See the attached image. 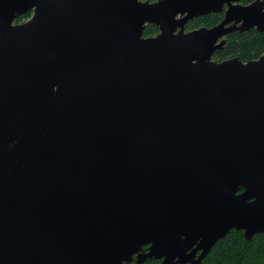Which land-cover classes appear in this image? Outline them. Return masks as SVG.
Returning a JSON list of instances; mask_svg holds the SVG:
<instances>
[{"label":"water","instance_id":"obj_1","mask_svg":"<svg viewBox=\"0 0 264 264\" xmlns=\"http://www.w3.org/2000/svg\"><path fill=\"white\" fill-rule=\"evenodd\" d=\"M252 28L264 0H0V264H201L264 234V53L212 59Z\"/></svg>","mask_w":264,"mask_h":264},{"label":"trees","instance_id":"obj_2","mask_svg":"<svg viewBox=\"0 0 264 264\" xmlns=\"http://www.w3.org/2000/svg\"><path fill=\"white\" fill-rule=\"evenodd\" d=\"M20 18L21 16L16 22H19ZM217 18L218 15L215 14L198 17L192 21L194 25L192 29L201 26L211 28L220 19ZM157 33L158 28L149 25L144 29L143 36L151 37ZM225 42L224 46L214 53L212 57L214 61L220 62L233 57L239 58L242 62L253 61L264 53V30L233 32L227 35ZM201 264H264V234H255L250 240H246L242 231L231 230L216 242Z\"/></svg>","mask_w":264,"mask_h":264},{"label":"flooded vegetation","instance_id":"obj_3","mask_svg":"<svg viewBox=\"0 0 264 264\" xmlns=\"http://www.w3.org/2000/svg\"><path fill=\"white\" fill-rule=\"evenodd\" d=\"M241 4L242 5H247V4H249L248 2H245V1H241ZM226 8L227 7H223L222 8V10L220 11V12H218V13H210V14H215V15H218V18L220 17V19L217 21V23L214 25V26H216L217 24H219L223 19H224V12H225V10H226ZM25 15V16H24ZM32 16V11H29V12H26L25 14H23V15H21V20L19 21V22H16L17 21V19H18V17L14 20V23L15 24H22V23H25L30 17ZM202 16H206V15H202ZM202 16H200V17H202ZM217 18V19H218ZM197 19V18H196ZM22 21V22H21ZM192 21H194V19L193 20H189V21H187V23L185 24V32H188V31H192V30H194V29H192L193 28V23H192ZM191 22V23H190ZM214 26H212V27H214ZM201 27H203V26H201ZM204 28H206V27H204ZM192 29V30H191ZM198 29V28H197ZM253 29V28H252ZM251 30V29H250ZM255 30V29H254ZM231 33H233V32H231ZM230 33V34H231ZM229 34V35H230ZM227 37V36H226ZM225 41H226V38H225ZM226 43V42H225ZM148 247L149 246H142L141 247V249H140V251L143 253V254H146V253H148ZM135 258H136V255H134L133 256V258H132V262H130V263H128V264H134V261H135ZM160 263V260H156V259H146L142 264H159Z\"/></svg>","mask_w":264,"mask_h":264},{"label":"rangeland","instance_id":"obj_4","mask_svg":"<svg viewBox=\"0 0 264 264\" xmlns=\"http://www.w3.org/2000/svg\"><path fill=\"white\" fill-rule=\"evenodd\" d=\"M142 1H145V0H142ZM148 1H149V0H148ZM21 22H22V21H21ZM154 36H155V35H154ZM225 38H226V37H224L223 39L225 40ZM224 44H225V43H224ZM223 46H224V45H223ZM233 58H234V57H233ZM228 59H230V58H228Z\"/></svg>","mask_w":264,"mask_h":264},{"label":"bare ground","instance_id":"obj_5","mask_svg":"<svg viewBox=\"0 0 264 264\" xmlns=\"http://www.w3.org/2000/svg\"><path fill=\"white\" fill-rule=\"evenodd\" d=\"M254 29V28H253Z\"/></svg>","mask_w":264,"mask_h":264}]
</instances>
